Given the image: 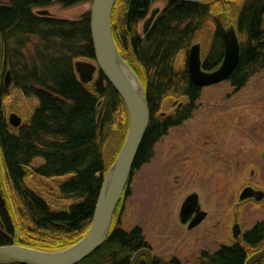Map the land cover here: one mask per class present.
I'll list each match as a JSON object with an SVG mask.
<instances>
[{
	"label": "trees",
	"instance_id": "16d2710c",
	"mask_svg": "<svg viewBox=\"0 0 264 264\" xmlns=\"http://www.w3.org/2000/svg\"><path fill=\"white\" fill-rule=\"evenodd\" d=\"M91 2L0 0V72H9L11 87L36 102L27 124L17 132H10L0 120L4 177V183L0 181V246L59 251L80 241L88 231L104 176L125 140L128 116L120 97L98 74L83 84L75 72L76 62L93 59L90 9L72 21L38 14L53 6L69 9L91 6ZM158 2L164 7L148 31L143 34L142 27L140 33L139 24ZM230 23L237 30L240 57L225 82L238 93L264 70V0L199 4L115 0L112 36L144 87L150 116L132 174L151 160L161 138L191 119L201 100L203 89L191 81L186 61L177 67L179 56L187 55L204 34L209 46L202 69L215 70L223 58L222 27ZM0 92L5 93L2 86ZM167 100L173 109L162 115ZM111 138L114 147L109 145ZM28 172L45 180H65L44 194L26 184ZM128 184L105 243L79 264H129L144 245L140 228L122 229L117 222ZM55 201L65 204V209L52 208ZM261 241L264 222L245 238L252 247ZM245 255L243 248L234 245L222 248L209 264H243Z\"/></svg>",
	"mask_w": 264,
	"mask_h": 264
},
{
	"label": "rangeland",
	"instance_id": "374dc122",
	"mask_svg": "<svg viewBox=\"0 0 264 264\" xmlns=\"http://www.w3.org/2000/svg\"><path fill=\"white\" fill-rule=\"evenodd\" d=\"M163 7L164 4L158 2L151 10ZM89 9V4H83L69 9L53 6L46 10L50 16L72 21L78 20ZM143 23L138 26L140 33ZM203 35L194 41L202 46V58L209 46ZM186 58L184 54L179 56L178 68ZM5 74L0 72V87L3 88ZM95 78L96 74L93 80ZM4 91L0 92V120L15 133L17 129L9 124V116L15 114L21 119V126L27 124L36 102L12 88L11 83ZM172 109L171 101L167 100L161 114L169 115ZM114 140L109 141L112 147L115 146ZM263 149L264 70L238 93L233 92L226 82L203 88L191 119L161 138L153 149L151 160L133 172L128 196L121 202L123 215L117 222L122 229L141 228L144 239L156 253L163 246L165 258L178 256L182 250L178 251L176 247L184 238L176 220L177 212L185 196L195 192L200 197L202 210H207L209 215L205 222L209 236L205 243L210 249L224 239L229 243V217L233 212L242 213L243 227H251L264 219V202L234 207L244 185L264 190V163L260 157ZM258 154L259 161H255ZM251 171H254L253 176H250ZM3 179L0 155L2 183ZM64 180H45L28 172L26 184L45 194ZM52 208L62 210L65 204L55 201ZM224 222H228L226 227ZM219 225L222 229L215 232ZM192 255L193 259L184 264H195L196 254Z\"/></svg>",
	"mask_w": 264,
	"mask_h": 264
},
{
	"label": "water",
	"instance_id": "95a60500",
	"mask_svg": "<svg viewBox=\"0 0 264 264\" xmlns=\"http://www.w3.org/2000/svg\"><path fill=\"white\" fill-rule=\"evenodd\" d=\"M173 3L199 4L209 0H165ZM115 0H92L90 6V36L93 59L90 62H76L75 72L79 81L89 84L93 76H101L111 89L120 97L128 116V130L122 147L107 170L97 197L90 225L85 236L76 244L59 251H39L18 245L0 246V264H79L97 251L106 241L113 214L126 189L133 171L135 159L149 125V110L142 83L121 57L111 32V17ZM153 9L143 23L145 34L159 13ZM40 16H48L47 10L39 11ZM223 58L220 65L211 72L202 69V46L194 43L187 53L186 67L193 84L199 88L211 87L227 81L239 62L240 43L233 23L222 27ZM11 83L10 73L6 72L4 88ZM9 124L21 128V119L15 114L9 117ZM263 199L262 192L243 190L239 201L247 198ZM197 200L196 195L190 196ZM189 198V199H190ZM235 236H237V228ZM146 257V264H152L149 250L135 253L130 264ZM264 259V248L250 256L245 264H256Z\"/></svg>",
	"mask_w": 264,
	"mask_h": 264
},
{
	"label": "flooded vegetation",
	"instance_id": "af4514ba",
	"mask_svg": "<svg viewBox=\"0 0 264 264\" xmlns=\"http://www.w3.org/2000/svg\"><path fill=\"white\" fill-rule=\"evenodd\" d=\"M202 59L204 60V57ZM240 91L241 90H239L238 92H240ZM251 145L252 146L256 145V147L258 146L257 144H251ZM260 157H261L262 162L264 163V149L261 152ZM255 161H259V154L257 156H255ZM143 166H145V164ZM253 175H254V171H251L250 176H253ZM246 188H250L251 190H253V192H262L263 199L260 200L259 202H257L256 198L252 197L249 199L247 198L246 200H243V201H239V196L241 195L243 190ZM128 189H129V184H128ZM192 195L197 196L196 203H195V200L190 198V196H192ZM199 200H200V197L195 192L185 196V198L182 200L181 205L179 207V210L177 212L176 220H177V223L179 224V226L181 227L180 234H181L182 238H184L182 241H180L182 243H178V246L176 247V248H178L177 249L178 251L182 250L181 252H179L178 256L177 255L176 256L171 255L170 257L165 258V256H164L165 251H164L163 246L159 247V249H158L159 253H156L153 249V246L151 244H149V242L146 239H144V245H142L138 250H136L133 253L132 257L135 255V253L137 251L142 250V249H146V250H149L151 253L152 264H172L174 262L177 264H184L185 261L190 262L194 257V255H192V254L195 253L196 254L195 255V258H196L195 264H209L211 258L216 253H218L222 248H227V247L237 245L238 247L243 248L245 250L246 258H245V261L243 263V264H245L246 260L250 256H252L253 254L259 252L260 250H262L264 248V241H261L260 244L256 245V247L249 246L245 242L246 233L251 231L257 224L263 223L264 219L261 221H258L257 223H255L251 227H248L247 225H245V227H243L244 222H243V219H241L242 213L240 212L241 215H239L236 212H233V214H231L229 217V222H230L229 233L231 236L230 242L227 243L226 239H224L221 241V243L219 245L215 246L214 249H210L208 247L209 245H207L205 243L206 239L209 236V233H208L209 230L205 229V222L208 219L209 215H208L207 210H205V209L202 210V207L200 205ZM261 202H264V190L248 184V185H244L241 188V190L239 191L238 196L236 198V202L234 204V207L237 208L238 206H241L245 203L246 204L252 203V204L256 205V204H260ZM241 208L242 207H240V211H241ZM122 215H123V210L121 213H119V215L117 217L119 221H120ZM224 224L226 227V224H228V222L227 223L224 222ZM119 227H120V225H119ZM234 228H237V236H235L234 230L236 231V229H234ZM221 229H222V227H221V225H219L218 228L215 229L214 231L215 232L220 231ZM142 234H143V232H142ZM222 237L226 238V236H224V235ZM132 257H131V259H132ZM146 262H147L146 257L141 256L138 259L136 264H146ZM129 264H130V262H129ZM256 264H264V259L257 262Z\"/></svg>",
	"mask_w": 264,
	"mask_h": 264
}]
</instances>
